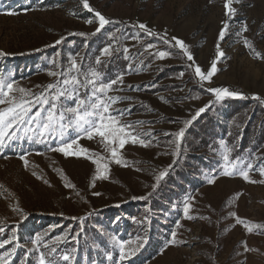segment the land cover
Listing matches in <instances>:
<instances>
[{"label": "rangeland", "instance_id": "rangeland-1", "mask_svg": "<svg viewBox=\"0 0 264 264\" xmlns=\"http://www.w3.org/2000/svg\"><path fill=\"white\" fill-rule=\"evenodd\" d=\"M225 2L88 0L89 12L82 0H0V51L7 54L0 76L48 97L47 85L76 76L84 96L98 71L97 87L116 83L97 95L117 98L112 115L147 145L129 140L116 164L100 137L75 128L62 138L59 128L49 135L38 123L9 130L0 144V243L10 241L0 257L7 264H38L41 253L56 264H67L64 254L71 264H264V0H232L233 15ZM95 12L111 21L99 32ZM72 61L79 72L70 73ZM213 62L211 80H201L194 67L206 75ZM213 88L242 97L217 101ZM62 139H77L92 159L53 151ZM96 159L100 172L108 164L107 179L99 178ZM226 169L233 174L223 175Z\"/></svg>", "mask_w": 264, "mask_h": 264}, {"label": "snow or ice", "instance_id": "snow-or-ice-1", "mask_svg": "<svg viewBox=\"0 0 264 264\" xmlns=\"http://www.w3.org/2000/svg\"><path fill=\"white\" fill-rule=\"evenodd\" d=\"M83 7L87 9L89 12H92L93 9L90 7L88 0H82ZM232 0H226L225 9L226 15L235 14L236 9L231 7ZM95 17L98 18L99 27L96 29L99 32L104 28L105 25L111 23L108 19H106L100 12H95ZM88 23H92V20L87 21ZM139 27L141 29H145L146 25L140 24ZM225 29H227V24H225V28L221 30L220 38L223 39L225 34ZM244 30H247L245 25ZM151 34V33H149ZM83 35V33H81ZM176 40V44L184 51V54L187 56L189 61H193V56L189 53L186 45L183 41L179 39L173 38ZM56 43H60L57 41ZM247 43V42H246ZM127 51V49H125ZM104 55H111L109 48H105L103 50ZM7 55L6 53L0 51V56ZM160 58H163L167 55L165 52L158 53ZM223 52H218V56H223ZM257 55H259L257 53ZM97 64H100L101 61L97 59ZM191 66V65H190ZM72 70L76 72L80 71L77 63L75 61L71 62L70 73ZM195 74L201 80H211V77L216 72V64L213 62L211 69L205 75L199 66L194 67ZM49 75L57 76L56 72H50ZM60 75H64L60 73ZM100 78V74L98 71H92L87 79V84L92 85L90 94H86L81 96L78 93V89L80 87H86V85L79 80L76 76H72L69 80L65 78L62 82V86L58 81L55 84L47 85V90L54 95L51 97L45 96L43 93L41 95L36 96L35 93H30L26 89L17 87L14 81L9 79H5L3 76H0V105H7L4 108H0V144H3L4 139L9 136V130L14 129L15 127L22 124H32L38 123L39 127L44 131L48 132L49 135L56 132L59 128L60 136L63 137V132L69 128H75L78 130V133H83L87 136L88 139H93L94 137H100L101 143L104 148L110 151V159L113 160L116 164H121L122 160L119 155V149H122L125 144L131 140L132 143H140L142 146H147L143 140L139 139V134H133V126L131 124H122L120 120L113 116L111 113V105L118 102L117 98L109 97L108 101H105L97 95V93H105L106 91L111 89V85L115 84L116 81H112L111 84H100L97 87V82ZM67 85H73L71 90H69ZM59 89V90H58ZM209 91L215 94L216 100L220 101L226 97H242V93L236 91H229L227 88H213L209 89ZM19 93V95H16ZM32 96L34 99H29L28 97ZM254 99H259V97H253ZM63 99L72 100V105L63 106L62 104L58 108L57 101ZM110 101V102H109ZM39 106V107H37ZM33 108L37 110L33 112ZM61 108L63 110H61ZM205 108H200L196 113V116H199L200 113L204 112ZM46 113V115H45ZM196 117L194 116L193 119ZM186 123L190 124L191 121H187ZM12 136H15V131L11 132ZM178 139H182L185 135L184 129H180L178 133H175ZM76 145L78 148L77 151H73V146ZM179 146V145H178ZM53 151L61 152L65 157L69 156H81L85 155L86 158L92 159L89 156V149L80 147L78 145L77 139H72L70 142L61 140V144L57 148H53ZM227 151V150H226ZM24 160V157H21ZM100 159H104V157H100ZM224 159L227 161L228 156L225 155ZM93 163L98 165V173L99 178L107 179V176L104 174L108 171V164L105 163L103 165V172L99 171V159L93 160ZM25 164L27 161L25 160ZM126 166V165H125ZM248 167H251L249 165ZM233 173L230 169H226L223 172V175L231 176ZM245 180H248V172L242 171L240 173ZM261 174L264 175V169H261ZM165 173H160V176L157 177V180L161 179ZM95 179V178H94ZM213 181H209L212 183ZM72 186V185H66ZM156 185H153L155 188ZM99 195V193H96ZM135 199V197H134ZM143 199V197H141ZM188 207H185V213H187ZM235 216V213H232ZM239 218H237V223H242ZM0 231H3L0 228ZM248 231H252V228L249 227ZM173 238H175V233L172 234ZM61 237H56V241H60ZM40 240V237H37L36 240L32 241V243H37ZM146 242V241H145ZM10 243V241L5 240L3 243H0V248H3L5 244ZM127 242L120 243V259L124 260L127 258L125 253V244ZM143 247V244L140 245ZM15 251V249H13ZM57 249L55 247L50 249L49 255L55 253ZM10 255V253L5 254ZM61 260L67 262V264H71L72 259H74L69 254H64L60 257ZM111 259V256H109ZM0 261H4V257H0ZM4 264H7L4 261ZM23 264V262H22ZM38 264H56L55 259H48L46 256L41 253L39 255Z\"/></svg>", "mask_w": 264, "mask_h": 264}]
</instances>
